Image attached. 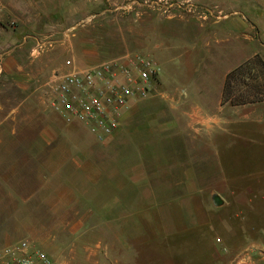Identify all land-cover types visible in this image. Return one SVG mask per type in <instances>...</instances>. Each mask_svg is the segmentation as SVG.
<instances>
[{"label":"rangeland","instance_id":"374dc122","mask_svg":"<svg viewBox=\"0 0 264 264\" xmlns=\"http://www.w3.org/2000/svg\"><path fill=\"white\" fill-rule=\"evenodd\" d=\"M90 1L76 0L80 9L79 12L77 10L78 14L64 12L63 9L52 10V7H49L52 6L50 2L42 6L41 12L35 17L36 21H32L34 14H27V40L32 41L33 45L36 40L46 42V47L39 54H33L30 49L28 58H24V62L27 61V72L30 68L36 67L35 62L39 57L45 55L48 58L50 55L56 56V62L52 66L54 71L64 68L66 59H70L77 67H84L125 53H139L158 62L161 67L160 74L152 85V93L137 101L138 110L132 114L128 130L123 132L116 130L104 141H100L81 123L66 122L58 114L56 118L55 112L41 104L38 98L39 87L49 77L40 83L35 81L27 92L16 79L4 75L1 70L0 251L8 245L27 240L32 249L44 251L54 264L55 257L50 252L52 248L58 252V248L64 244L74 247L92 245L100 240V245H106L110 249V257H114L116 252H120L116 244V232L122 228L123 234L127 237L123 247L125 250L121 254H127L125 261L128 264H179L185 253L193 254L195 251L201 252L203 261L208 245L207 239L199 236L185 237L183 229H175L185 224L175 221V218L180 220L184 218L182 215L175 213L174 215L178 216H174L172 213V209L180 207H160L161 210L165 208L163 212H171V222L161 221L160 218L169 219L167 215L154 220L152 214L147 215V211L152 209L147 205L148 197L151 196L149 190L129 188L122 193L110 185L108 187L107 183V187L105 185L99 187L100 185L96 184L99 179L106 176L110 178L122 176V173L116 171L117 167L125 171L136 162L141 163L148 173L154 163L158 164V167H161L159 170L161 179L168 180L176 178L179 170L176 168L162 174L164 160L169 163L194 160L193 157L187 158L184 155L181 159H156L152 158V150L160 152L173 149L191 150L193 154L199 150L203 154H210L206 142L190 140L185 132L181 133L184 114L177 100L178 93L171 100L163 98L159 92L177 91L186 80V76L198 69V63L201 64L203 59L215 73L223 72L232 64L236 66L248 52L250 55L257 52L264 60V0ZM233 16H238L249 24L248 38L239 36L235 39L234 48L229 51L226 62L220 60L212 62L213 58L218 59L219 56L213 43L215 22L222 17ZM62 22L63 25H55ZM88 37L92 38V45L96 49L95 61L87 65L79 64V60L85 56L84 38ZM189 39L196 40V46H186L185 41ZM203 42L208 43L210 53L203 52ZM71 45L73 48H70ZM71 49L74 50L73 53ZM34 89L35 92L30 93ZM258 103L261 105L260 114L264 117V101ZM247 111L241 110L239 113ZM166 121H174L177 124L163 131L160 127ZM44 124L45 126L52 124L48 127L57 134L72 135L75 138L73 140L59 138L54 142L39 140ZM252 128L247 126L244 131L250 133ZM245 145L242 149H246V153L230 161L239 163L233 168L244 173L243 180L247 188L225 190L218 176L220 182L216 185L219 192L230 196L233 202L231 208L233 219L245 218L249 222L248 225L263 226L264 141L260 148L255 147L257 157L254 158L245 157L250 153L248 144ZM55 151H58V154ZM132 152H137L138 157H134ZM71 161L75 169L81 167L75 170V173L71 170L59 175L68 177L76 191L85 192L84 195L87 194L89 198L82 199L79 197L81 193L76 194V204L72 209L69 206L61 207L64 210L59 213L52 212L51 208L44 204V197H49L51 188L57 185L54 182L58 173L52 174V170L61 162H64L65 167L71 166ZM99 167L106 168L100 172ZM123 175L125 179L126 176ZM106 188L108 190L104 193L96 194ZM96 197L107 201L126 198L123 214L118 217L123 221L116 223L113 220L115 207H107L106 221H100L96 214L92 218L89 216L80 227L79 230L82 232L79 235H66L67 226L74 223L61 222L58 218L65 215L71 219L75 215L74 210L84 213L88 207L97 211L98 207L85 203L89 199L95 201ZM161 225H171V228L159 229ZM183 248H186V252ZM105 262L99 260V264Z\"/></svg>","mask_w":264,"mask_h":264},{"label":"crops","instance_id":"0c3cea01","mask_svg":"<svg viewBox=\"0 0 264 264\" xmlns=\"http://www.w3.org/2000/svg\"><path fill=\"white\" fill-rule=\"evenodd\" d=\"M92 1L96 2L97 0ZM47 2L52 4V6H49L52 7V10L63 9L64 12L71 11L74 14H78L80 11L76 0H0V57L2 73L16 79L27 92H29L30 86L35 81L40 83V81L43 82L50 76L53 71L52 66L56 62V56L54 55H50L49 58L46 55L41 56L35 62L36 67L30 68L29 72L26 70L27 61L24 62V58H28V52L33 46V42L28 41L26 38L27 14H34L32 21H36L35 17L39 15L42 6L47 4ZM88 2L91 1L88 0ZM89 5L90 3H88V7ZM71 12L68 13L71 14ZM55 25H63V22ZM215 27L216 32L213 31V43L219 56L218 59L213 58L211 61L218 62L220 60V62H226L229 57V51L234 48L235 39L239 38V36L245 39L248 38L249 24L238 16H233L218 19L215 22ZM185 44L190 47L196 46V40H186ZM202 45L203 52L207 51V53H210V49L207 48L208 43L203 42ZM70 48H73L72 45ZM95 51L96 49L92 45V38H84L83 52L85 56L79 60V64L87 65L95 61ZM73 52L74 50L71 49V53ZM254 54L250 55L248 52L247 56H243L245 58L242 62ZM236 66L232 64L227 66L223 72L215 73L209 69L203 59L201 64L198 63V69L193 70L186 76V80L178 90L176 89L177 91L169 93L161 90L159 92L160 96L171 100L178 93L177 100L184 114V124L181 133L184 134L185 132V135H188L190 140L206 142L210 154H203L199 150L195 154L191 150L173 149L162 152L152 150V158L156 159H181L184 155L187 158L193 157L194 160L188 162L178 160L176 161L177 163H169L164 160L162 174H167L170 170L173 169L174 171L176 168L179 170L176 178L172 177L168 180L161 179V172L159 171L161 167H158V164L154 163L148 173V171L144 170V166L141 163L136 162L125 171L121 167H117L116 171L122 173V176L111 178L106 176L99 179L96 184V186L100 185L99 187H102V185L107 187V183L108 187L110 185L116 190L122 191V193L129 188L134 190L145 188L149 190L151 196L148 197L147 205L151 206L152 209L147 211V215L152 214L154 220H159V217L167 215L169 219L160 218L161 221L171 222V212H163L165 208L161 210L160 207H180L179 209H172V213L173 215L175 213L182 215L184 218L181 220L175 218V221L185 222V224L175 229H183L185 237L196 238L199 236L207 239L208 245L205 248L206 254L203 261L201 260V252L195 251L193 254L185 253V257H182L179 264H264V225H248L249 222L245 218L233 219L231 214L233 202L229 195L219 192L216 185L220 182V179L225 190L247 188L243 180L244 173L239 172L237 168H233L239 163L231 162L230 159L242 157V153L247 151L242 149L246 146L245 144L252 148H248L249 156L243 155V157H257L255 147L259 146L260 148L264 141V117L260 114L261 105L258 102L244 105H231L228 102H222V90L226 74ZM34 92L35 89L31 90L30 93ZM137 101H134L122 115L118 132L128 130V122L131 120L132 114L138 110ZM241 110L248 111L240 114ZM55 116L57 118L58 115L55 114ZM150 119L151 116L148 120ZM52 120L55 119H50V121ZM176 124L174 121H166L162 123L160 129L165 131ZM48 126H52V124L46 126L44 124L42 133L38 137L39 140L54 142L58 141L59 138H65V140H73L75 138L72 135L57 134L52 129H49ZM247 126L253 127L250 133L244 131ZM55 153L58 154V151H55ZM135 153L133 154L134 157H138V153ZM206 158L214 160H206ZM72 164L71 161V166L65 167L64 162H61L59 164L60 168L59 165H56L55 170H52V174L58 173L57 180L54 182L57 185L51 188L49 197H44V204L50 207L52 212L58 211L59 213L64 210L61 207L69 206L72 209V206L76 204V194L81 193L79 197L82 199H85V197L89 198L87 194L84 195L85 192L76 191L68 177L59 175L71 172V170L75 173L74 171L81 167L78 166L75 169V165ZM105 168L99 167L98 170L101 172ZM123 174L126 176L125 179ZM243 182L244 184H242ZM106 190L108 189L106 188L96 194L104 193ZM88 191L90 192V190ZM160 191L162 192L160 193ZM213 193L219 196L217 202L221 204L218 206L212 204L211 195ZM125 199L124 197L123 199H113V201H107L103 198L98 199V197H96L95 201L89 199L85 203L89 206L98 207L97 211L89 209V207L84 213L74 210L75 215L71 219L62 215L58 220L74 223L67 226L65 234L75 236L82 232L79 229L89 216L92 218L96 214L100 221H106L108 219L107 207H115L113 220L116 223L117 221L121 223L123 219L118 217L123 214V207L126 206ZM242 211L241 209L240 212ZM148 218L150 219V216ZM118 225L119 227L121 226V224ZM170 228L171 225H161L159 227V229ZM118 230L119 228L117 227L116 231ZM126 237L122 228L116 232V244L120 252H116L114 257H110V249L106 245H100V240L92 245L84 244L70 247L64 244L60 246V249L58 248V252L54 248L50 252L55 257L54 264H99L100 259L106 261L105 264H128L125 261L127 254H121L125 250L123 247L126 244ZM64 246L66 247L63 248ZM183 250L186 252V248H183ZM63 254L64 256H62ZM162 254L165 255V253Z\"/></svg>","mask_w":264,"mask_h":264},{"label":"built area","instance_id":"2783aa9c","mask_svg":"<svg viewBox=\"0 0 264 264\" xmlns=\"http://www.w3.org/2000/svg\"><path fill=\"white\" fill-rule=\"evenodd\" d=\"M45 47L46 42L36 40L32 52L37 55ZM1 70L0 57V73ZM160 70L158 62L139 53H125L84 67L66 59L64 68L52 71L40 85L38 98L66 122L77 121L96 139L104 141L118 130L121 117L131 104L152 93ZM0 264L53 262L44 251L34 250L27 240H22L0 251Z\"/></svg>","mask_w":264,"mask_h":264},{"label":"trees","instance_id":"16d2710c","mask_svg":"<svg viewBox=\"0 0 264 264\" xmlns=\"http://www.w3.org/2000/svg\"><path fill=\"white\" fill-rule=\"evenodd\" d=\"M264 101V60L255 53L227 72L222 102L244 105Z\"/></svg>","mask_w":264,"mask_h":264},{"label":"water","instance_id":"95a60500","mask_svg":"<svg viewBox=\"0 0 264 264\" xmlns=\"http://www.w3.org/2000/svg\"><path fill=\"white\" fill-rule=\"evenodd\" d=\"M217 199H219V196L216 193H213L211 195V201H212V204L215 206H218L221 204V203L217 202Z\"/></svg>","mask_w":264,"mask_h":264}]
</instances>
